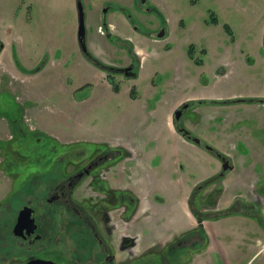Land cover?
<instances>
[{"label":"rangeland","instance_id":"1","mask_svg":"<svg viewBox=\"0 0 264 264\" xmlns=\"http://www.w3.org/2000/svg\"><path fill=\"white\" fill-rule=\"evenodd\" d=\"M28 1L20 5L14 23L21 42L33 49L24 62L23 50L19 55L13 44L5 62L15 61L19 72H0V264H8L4 252L10 247L16 204L36 202L34 197L43 194L44 172L57 167V158L62 155L65 165L73 160L85 163L109 148L135 153L144 148L141 142L150 141L159 145L160 153L179 151L183 160L193 164L197 181L209 175L207 189L194 204L189 202L195 216L208 191L209 207L221 209L209 210L208 238L200 237V226L194 227V245L181 241L182 237H170L171 230L153 233L145 243L136 237L132 247H122L118 239L116 252L133 251L121 264H264V227L234 212L237 201L246 205L258 201L252 189L257 181L264 183V64L255 67L249 49L259 39L264 43V0H80L83 35L78 30L79 0ZM22 11L27 23L21 27L17 19ZM108 14L118 37L130 35L131 40L124 42L133 47L142 43L141 38L153 39L165 31L166 37L156 48L148 44L150 53L135 66L138 77L133 86L132 80L114 73L110 84L107 72L94 62H109L110 49L118 63L125 56L120 40L110 44L107 39ZM13 36L6 35L7 47ZM82 42L88 54L82 51ZM190 43L196 45L192 58L186 54ZM238 97L246 100L236 103ZM181 102L189 105L183 115L185 126L202 138L200 148H185L181 136L173 130L169 133L167 122L175 108H182ZM205 144L229 159L232 168L224 179L217 178L221 163ZM142 164L148 162L142 160L137 168ZM137 168L131 169L129 180L136 179ZM142 170L145 178L155 177L153 168ZM176 173L179 180L183 178L182 172ZM131 188L139 194L137 182ZM222 209L227 217L213 216ZM222 238L225 251L218 257L213 251L221 248ZM198 239L203 243H196ZM73 241V237L63 238L64 259L70 258ZM188 249L194 251L192 263L191 251L187 258L184 253Z\"/></svg>","mask_w":264,"mask_h":264},{"label":"flooded vegetation","instance_id":"2","mask_svg":"<svg viewBox=\"0 0 264 264\" xmlns=\"http://www.w3.org/2000/svg\"><path fill=\"white\" fill-rule=\"evenodd\" d=\"M120 8L126 10L125 7ZM109 11L111 9L105 10V12ZM104 24L110 27L107 32L109 43H114L115 39L120 40L124 44L125 51L123 53L125 52V56L118 63V58L114 57L116 56L113 55L114 53L111 54L112 49H110L111 52H108L109 62L94 61L98 65V69L107 72V79L110 84L113 82V78L110 76L112 73L122 75V77L129 80L136 79L138 71L136 72L134 68L137 64L140 66L143 59L140 58L137 52H134L133 43L130 46L124 42V40H131V37H118V32L114 30L107 18H105ZM165 37V31L161 30L159 34L153 36L151 42L146 40L147 43L144 44L147 47L149 44L156 48L158 46L156 43H160ZM112 45L115 48L119 47L115 44ZM195 49L196 45L190 43L186 51L187 56L192 58ZM165 50H169V48H165ZM201 50H206V48H201ZM84 54H88V52L86 51ZM115 90L118 91L117 86ZM245 100L239 98L234 101L241 103ZM260 101H263V99H260ZM181 105V109L175 108L173 110L168 122L169 128L181 136L182 142L186 144L181 145L185 148L190 150H192V146L200 148L202 138L192 133L185 126L187 122L184 121L186 118L184 119L183 115L189 105L186 102H181ZM180 119L183 121L179 122ZM141 144L144 148L136 150L135 153H124V149V151L120 150L121 152L116 153L113 151L114 149L109 148V152L102 155H93L85 163H81L82 160L80 162L73 160L70 165L69 163L65 165L62 155L57 158V167L52 171L47 170L44 172V177H42L44 181L41 182L43 184V194L34 197L36 202L33 203L34 200L32 202L28 200L20 206L16 204V212L11 219L10 228L11 243L9 249L12 248V250L10 253L8 252L9 249L4 252L8 253L4 256L5 261L8 264H15V261L18 260L22 264H28L33 260H39L44 264H81V262L82 264H121L127 262L133 251L127 248L126 255H123L124 250L122 248L116 252L115 241H118V239L122 241V247H132L135 243L133 239H136V237L139 238L138 240L144 239L145 243L146 238H151L148 237L151 234L154 233L157 236L158 233L165 234V232L171 230L170 237H182L181 241L186 240L188 244L194 245L192 230L197 226H200L201 229L200 237L208 238V229H206L205 223H208L206 219L210 217L208 215L209 210L221 208L209 207L210 191H208L205 193V197H200L203 200L201 203L198 202V199L195 201L196 205L200 203L198 209L201 208L200 211L196 212V216L200 218L198 221L195 219L196 216L193 214L191 210L193 208L189 205V202L194 204L193 200L207 189L210 184L209 175L204 179L205 181L200 182L202 179L197 181L198 177L192 171V163L187 158L183 160L179 151L161 154L157 153L160 151L159 145H155L154 141L153 144H151V141L150 144H147V142H141ZM176 145L178 149L177 142ZM204 148L214 153L216 159L220 161L221 167L216 175H218V179H224L226 173L232 168L229 159L219 151H215L212 145L205 144ZM130 149L135 150V148ZM164 157L166 159H163ZM142 160L148 162V165L142 164L138 169L137 165ZM132 162L134 163L131 165ZM47 163L46 167L51 165L49 159ZM164 163H168V168L162 169L163 166L167 165ZM176 163L177 169L172 170ZM69 167L73 168L69 169ZM147 167L153 168L155 177L145 178L142 169ZM133 168L138 169H134L136 179L129 180V174H131ZM176 171L182 172V179L179 180ZM140 177L145 181H140ZM192 181L195 182L192 183ZM135 182L138 184L139 194H137L136 188H131V185L134 186ZM175 187H179L182 191L186 190V205L191 217L188 212L187 214L192 219L182 226L168 224L167 216H161L163 210L171 205L168 203L167 196L169 195L164 196L162 189L172 190ZM252 194L257 198L260 197V199L252 201L249 205H246L243 201H237L234 212L237 215L258 220L264 227V183L261 180L255 184ZM243 207H245L244 210H242ZM218 211L213 216L218 218L219 216L227 217L223 209L221 213H218ZM250 211L252 212L250 213ZM169 226L173 228V231ZM64 237H73V242H75L69 259H64L66 253L62 242ZM154 240H156V237ZM200 240L203 243L202 239H198L196 243H199ZM141 243L140 241V245ZM179 244H181L180 241ZM150 246L145 248V252L150 251ZM190 251L191 249H188V252L185 250L186 258ZM21 253L25 255V258L19 257ZM193 254L194 251H191L189 255L190 263H192ZM118 256H121L122 260H119ZM155 258L157 256L154 257V260H156Z\"/></svg>","mask_w":264,"mask_h":264},{"label":"crops","instance_id":"3","mask_svg":"<svg viewBox=\"0 0 264 264\" xmlns=\"http://www.w3.org/2000/svg\"><path fill=\"white\" fill-rule=\"evenodd\" d=\"M92 1L95 3H101L105 0H92ZM118 1L120 2V0H118ZM27 3L29 4L30 2L28 0H0V72L5 71L8 74H11V72H14L13 70H15V72L17 74L19 72V70L17 69V66L14 65L15 61L10 62V59H9L10 65L5 62V59H6L5 56L9 55L10 47H12L13 44L16 45V51L18 52L19 55H20L19 51L21 49L23 50L22 56L20 55V59L24 62H25V60L28 61L26 53L28 54V52L33 49V47L30 46V43L23 44L21 42L22 37H20L21 35H19V31L15 29V23H14L15 19H16L15 13H17V15H18V10H19L20 5L24 4V6H25V5H27ZM20 12H21V9H20ZM121 12H123V11H121ZM106 18L107 19L110 18V14H108L106 16ZM18 20L20 22L21 27L23 24L26 25L27 20L23 16V11H22V14L19 16V19H17V21ZM108 22L111 23L112 27H114L112 21L108 20ZM12 34L14 36L9 41V44H8L9 46L7 47V42L5 40L6 35L10 36ZM129 37H131V36L129 35ZM141 39L145 42H146V40H147V42H148V40H150L149 42L152 41V38L151 39L141 38ZM259 40L261 42L258 45H257V43H255V45H251L253 47H249V49L251 50L250 55L253 56L252 59H253V64L255 67L264 64V43L262 42L263 41L262 39H259ZM145 42L140 43L139 46L133 47L134 52H137L140 55V58L142 57V59H144L146 57V55H148L150 53L149 48L146 46V44H144ZM23 45H24V47H23ZM56 49H58V48H56ZM56 49H55V51H57ZM7 67H9V70H7L8 69ZM21 72H23V71L20 70V73ZM136 79H131L132 80L131 86L135 85L134 81ZM167 126H168V129L170 130L168 122H167ZM171 139H173V138H171ZM157 153H160V151ZM168 166L169 165H165V166H163L162 169L168 168ZM162 192L164 193V196H167V194L169 195V196H167L168 197V203L171 204L168 208H165L163 210V213L161 214V216H167V218H168L167 223L171 224V225L178 224L179 226L186 225L187 223H189V220H192V219L190 218L191 215H190L188 208H187V205H186V198H185V196L187 195L186 190L182 191V189H180L179 187H175V189H172V190L162 189ZM180 195H184V196L182 197ZM175 203H177V204H175ZM187 212L189 213L190 217L188 216ZM250 220L252 221V219H250ZM238 224L241 226L244 225L241 222H239ZM256 226L259 227V225H256ZM261 226H263V225H261ZM196 238L192 237V240L195 241ZM158 241H159V239L156 238V242H158ZM222 247H223V250H220ZM224 247H225L224 246V238H222L221 248L215 249V251H213V255L216 254L218 257L223 256V252L225 251ZM202 259H204V258L202 257ZM197 264H198V262H197Z\"/></svg>","mask_w":264,"mask_h":264},{"label":"water","instance_id":"4","mask_svg":"<svg viewBox=\"0 0 264 264\" xmlns=\"http://www.w3.org/2000/svg\"><path fill=\"white\" fill-rule=\"evenodd\" d=\"M78 11H79V34L80 35H83L84 34V15H83V7H82V3L81 1L79 0L78 1ZM81 48L84 52H86V48H85V45L81 44ZM28 264H44V262H40L39 260H33V261H30Z\"/></svg>","mask_w":264,"mask_h":264}]
</instances>
